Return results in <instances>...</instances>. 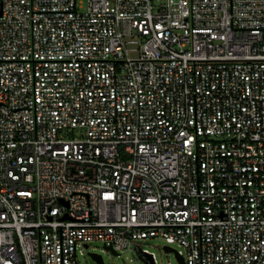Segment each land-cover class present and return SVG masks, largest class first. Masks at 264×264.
Masks as SVG:
<instances>
[{"label":"built area","instance_id":"1","mask_svg":"<svg viewBox=\"0 0 264 264\" xmlns=\"http://www.w3.org/2000/svg\"><path fill=\"white\" fill-rule=\"evenodd\" d=\"M154 237L264 264V0H0V264Z\"/></svg>","mask_w":264,"mask_h":264},{"label":"rangeland","instance_id":"2","mask_svg":"<svg viewBox=\"0 0 264 264\" xmlns=\"http://www.w3.org/2000/svg\"><path fill=\"white\" fill-rule=\"evenodd\" d=\"M66 136L75 137L77 134L68 132ZM141 244L142 248H147L155 254L157 264H180L174 252H168L165 249V246L176 249V244L169 243L166 239L158 237L142 240ZM91 252L101 254L105 264H150L146 262L145 256L140 254L134 246L131 249L120 252L119 255H115L105 247L103 241H91L87 248H80L78 253L79 260L83 264H98L90 255Z\"/></svg>","mask_w":264,"mask_h":264},{"label":"water","instance_id":"3","mask_svg":"<svg viewBox=\"0 0 264 264\" xmlns=\"http://www.w3.org/2000/svg\"><path fill=\"white\" fill-rule=\"evenodd\" d=\"M108 250H111L113 254L115 255H119V253L117 251H115L111 246H105ZM165 249L169 252L172 251L174 252L176 258L178 259L180 264H185L184 262V258L178 254V252L176 251V249L170 247V246H165ZM90 255L92 256V258L98 263V264H105L104 262V258L101 254L98 253H93L91 252ZM147 263L153 264L154 261L152 259L151 255H147L146 257H144Z\"/></svg>","mask_w":264,"mask_h":264}]
</instances>
